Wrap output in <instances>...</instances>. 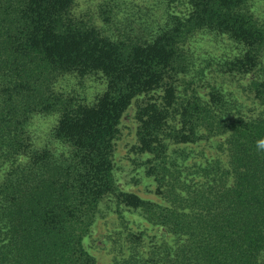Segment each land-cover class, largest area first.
Segmentation results:
<instances>
[{"label": "trees", "instance_id": "16d2710c", "mask_svg": "<svg viewBox=\"0 0 264 264\" xmlns=\"http://www.w3.org/2000/svg\"><path fill=\"white\" fill-rule=\"evenodd\" d=\"M162 1L163 20L129 36L75 0H0V264H99L85 244L97 218L111 222L104 264H264L258 0ZM116 4H101L106 23ZM203 33L231 53L199 54ZM91 75L92 97L62 86ZM137 99L128 155L156 198L123 189L115 160ZM37 113L54 115L42 144Z\"/></svg>", "mask_w": 264, "mask_h": 264}, {"label": "rangeland", "instance_id": "374dc122", "mask_svg": "<svg viewBox=\"0 0 264 264\" xmlns=\"http://www.w3.org/2000/svg\"><path fill=\"white\" fill-rule=\"evenodd\" d=\"M117 4L112 8L113 16L106 23L101 16L100 7L105 0H75V13L83 16L88 20H93L97 26L111 30L114 33H123L124 35L135 36L144 35L151 32L152 28L163 20L166 14L163 9L162 0H116ZM108 2V0H107ZM114 2H112L113 4ZM178 12L177 8L169 9ZM109 12L108 14H112ZM256 15L259 19L264 21V0H258L256 6ZM91 22V21H90ZM195 50L202 56L209 58L221 57L231 53L230 41L224 37L215 34H199L193 40ZM210 74V73H209ZM214 81H221L218 74L212 73ZM79 80V79H78ZM76 77H71L68 83H62V86L74 88L76 91L87 94L92 97L98 91L103 89L104 83L102 78L97 75L85 77L82 82L78 81ZM81 82V83H78ZM244 82V81H243ZM224 85L230 89H234L240 96H242L243 83L238 80H229L223 82ZM207 89L203 87L202 90ZM156 93V92H155ZM158 93V92H157ZM244 98V97H243ZM248 102V101H246ZM137 101H133L127 112L123 116L122 136L118 141V146L115 154L117 166L120 172V185L123 189L133 190L145 198H156L149 189L154 186L150 183V179L142 177L138 168L133 167L134 155L131 158L128 155L130 144L133 141L132 128L134 126L133 114L136 108ZM54 115L37 113L33 116L30 123L31 135L33 139L39 144L48 141V132L54 123ZM212 152V147L207 148ZM133 159V160H132ZM133 177V180L131 179ZM129 179V180H128ZM128 180V181H126ZM132 217H136L133 215ZM109 224L106 219L97 218L95 224L92 226L90 236L85 238V244L91 251H98L99 264H104L109 259V254L106 252L109 238L107 237Z\"/></svg>", "mask_w": 264, "mask_h": 264}]
</instances>
